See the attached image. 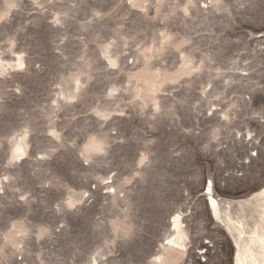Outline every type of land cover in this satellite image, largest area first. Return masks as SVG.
Returning <instances> with one entry per match:
<instances>
[{
  "label": "rangeland",
  "instance_id": "rangeland-1",
  "mask_svg": "<svg viewBox=\"0 0 264 264\" xmlns=\"http://www.w3.org/2000/svg\"><path fill=\"white\" fill-rule=\"evenodd\" d=\"M263 190L264 0H0V264L260 261Z\"/></svg>",
  "mask_w": 264,
  "mask_h": 264
},
{
  "label": "bare ground",
  "instance_id": "bare-ground-1",
  "mask_svg": "<svg viewBox=\"0 0 264 264\" xmlns=\"http://www.w3.org/2000/svg\"><path fill=\"white\" fill-rule=\"evenodd\" d=\"M257 198H258L259 201L264 202V190L257 195ZM209 202H210L209 203L210 211H212L214 213V215H215L216 208H217L216 201L213 198H209ZM216 215H217V213H216ZM175 229H176V227H175ZM177 230H178V228H177ZM241 233H242L241 231H237L238 238L241 237ZM256 242L259 244L260 251L262 253L261 254V260L258 261L254 257L251 260H249V262L247 264H264V227L262 228L261 234H259ZM173 246H176L179 249V245L177 244L176 241L172 242V247ZM237 247H238V250H237V253H236V257H235V264H246L247 255L245 254V252L241 251L240 244H237Z\"/></svg>",
  "mask_w": 264,
  "mask_h": 264
}]
</instances>
